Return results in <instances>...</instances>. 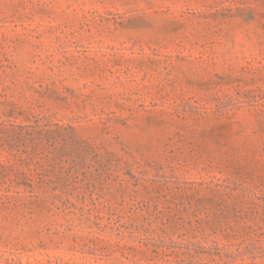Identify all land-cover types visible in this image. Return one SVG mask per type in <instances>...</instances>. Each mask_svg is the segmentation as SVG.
<instances>
[{
    "label": "rangeland",
    "instance_id": "1",
    "mask_svg": "<svg viewBox=\"0 0 264 264\" xmlns=\"http://www.w3.org/2000/svg\"><path fill=\"white\" fill-rule=\"evenodd\" d=\"M0 264H264V0H0Z\"/></svg>",
    "mask_w": 264,
    "mask_h": 264
}]
</instances>
